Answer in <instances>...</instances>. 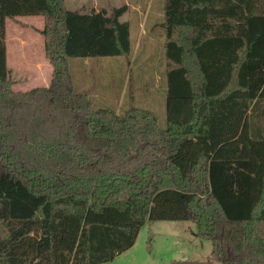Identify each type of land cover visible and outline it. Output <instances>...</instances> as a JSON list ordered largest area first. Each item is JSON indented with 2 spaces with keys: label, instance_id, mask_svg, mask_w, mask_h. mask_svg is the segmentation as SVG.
I'll return each mask as SVG.
<instances>
[{
  "label": "trees",
  "instance_id": "1",
  "mask_svg": "<svg viewBox=\"0 0 264 264\" xmlns=\"http://www.w3.org/2000/svg\"><path fill=\"white\" fill-rule=\"evenodd\" d=\"M129 6L0 0L42 16L48 86L0 63V264H109L149 221H195L225 264H264V0H164L167 126L94 107L72 57H130ZM170 264H212L200 259Z\"/></svg>",
  "mask_w": 264,
  "mask_h": 264
},
{
  "label": "rangeland",
  "instance_id": "2",
  "mask_svg": "<svg viewBox=\"0 0 264 264\" xmlns=\"http://www.w3.org/2000/svg\"><path fill=\"white\" fill-rule=\"evenodd\" d=\"M70 9L100 10L129 6L122 20L131 25L130 57H72L69 67L74 89L89 93L94 107L118 114L138 106L153 110L160 126H167L164 0H66ZM42 16L8 19L5 37L0 31V63L3 56L12 68L16 90L48 86L52 65L45 56ZM186 259L225 264L212 258V241L198 235L195 221H149L135 244L109 264H170Z\"/></svg>",
  "mask_w": 264,
  "mask_h": 264
}]
</instances>
